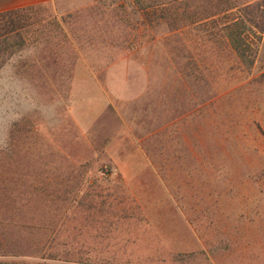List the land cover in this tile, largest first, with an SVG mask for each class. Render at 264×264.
Returning <instances> with one entry per match:
<instances>
[{"label": "rangeland", "instance_id": "1", "mask_svg": "<svg viewBox=\"0 0 264 264\" xmlns=\"http://www.w3.org/2000/svg\"><path fill=\"white\" fill-rule=\"evenodd\" d=\"M256 1L34 6L0 69V264H264V39L246 68L201 20Z\"/></svg>", "mask_w": 264, "mask_h": 264}, {"label": "trees", "instance_id": "2", "mask_svg": "<svg viewBox=\"0 0 264 264\" xmlns=\"http://www.w3.org/2000/svg\"><path fill=\"white\" fill-rule=\"evenodd\" d=\"M163 1L165 0H154L155 5L159 6L164 5L165 2ZM180 1L171 0V2ZM33 10L34 6L0 12V69L24 45L21 33L31 25L29 20L30 14L34 13ZM232 10V8H228L223 11ZM232 13L215 18L217 13L214 12L212 15L202 16L201 20L212 19L216 24L220 22L222 36L235 53L239 63L246 68H251L254 59L251 58L248 43L249 35L246 34L251 32L252 38L257 42H260L262 38L264 39V0L243 6ZM195 19L200 21L199 18Z\"/></svg>", "mask_w": 264, "mask_h": 264}, {"label": "crops", "instance_id": "3", "mask_svg": "<svg viewBox=\"0 0 264 264\" xmlns=\"http://www.w3.org/2000/svg\"><path fill=\"white\" fill-rule=\"evenodd\" d=\"M49 0H0V12L27 8L48 3ZM254 249V250H252ZM256 249H261L260 246L250 248L247 253L248 256L264 255V252H256Z\"/></svg>", "mask_w": 264, "mask_h": 264}]
</instances>
